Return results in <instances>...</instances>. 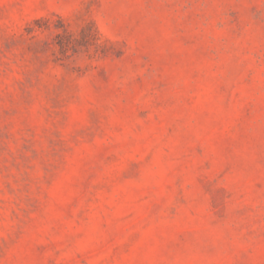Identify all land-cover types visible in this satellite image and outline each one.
I'll list each match as a JSON object with an SVG mask.
<instances>
[{
  "label": "rangeland",
  "instance_id": "374dc122",
  "mask_svg": "<svg viewBox=\"0 0 264 264\" xmlns=\"http://www.w3.org/2000/svg\"><path fill=\"white\" fill-rule=\"evenodd\" d=\"M0 264H264V0H0Z\"/></svg>",
  "mask_w": 264,
  "mask_h": 264
}]
</instances>
